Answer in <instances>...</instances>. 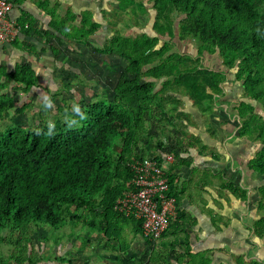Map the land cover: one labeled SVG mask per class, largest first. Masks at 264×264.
I'll return each mask as SVG.
<instances>
[{"label":"trees","instance_id":"16d2710c","mask_svg":"<svg viewBox=\"0 0 264 264\" xmlns=\"http://www.w3.org/2000/svg\"><path fill=\"white\" fill-rule=\"evenodd\" d=\"M12 1L17 5L24 0ZM117 1L113 16L128 13L137 24L138 11L152 9L156 33L113 30L116 22L114 17H108L112 32L105 46L97 51L107 58L115 55L127 61L113 97L99 99L84 107L81 114L66 120L43 122L35 128L17 125L0 131V245L16 247L9 257L0 256L2 263L40 264L48 260L32 253L35 228L48 225L56 230L70 226L74 232L82 231L89 236L101 234L103 250L114 254L116 263L169 264L167 259L171 258L177 264H213L204 252L192 251L187 233L186 252L180 255L172 252L189 221L186 211L179 210L175 218L171 217L162 237L153 241L144 235L142 220L121 214L115 205L125 191L133 189V159L149 154L142 137L150 129L148 123H153L154 113L158 110L169 120L183 105L185 96L203 113H211L214 102L225 96L222 84L227 72L235 68L245 92V99L236 107L242 119L239 135L260 143L248 165L259 177L260 183L255 188L259 196L257 205L264 212V0ZM48 7L45 6L49 29L43 33L34 23L35 17L25 13L19 22L23 25L28 22L30 26L22 35L37 40L40 35L46 38L45 44H50L53 38L89 44L91 36L102 26L88 10L77 22L78 16L72 11L69 18L58 22L55 9ZM175 32L181 40L195 42L197 57L170 51ZM19 42L18 38L13 44ZM216 52L225 70L201 64V56ZM5 84L28 93L38 87L39 76L27 61L11 71L0 67V86ZM254 101L261 104L258 112ZM16 103L8 93L0 94V117H8ZM25 108L23 105L16 111ZM164 145L161 141L157 147L161 149ZM170 170L169 194L176 197V178ZM223 186L241 200L248 199L249 190L239 183L227 181ZM116 216L132 223L131 237L124 233L126 224L116 221ZM254 229L257 237L264 238V214ZM139 235L147 246L151 245V252L139 263H127L130 260L126 259V251ZM56 260L76 264L63 256ZM239 264L264 262L239 259Z\"/></svg>","mask_w":264,"mask_h":264},{"label":"rangeland","instance_id":"374dc122","mask_svg":"<svg viewBox=\"0 0 264 264\" xmlns=\"http://www.w3.org/2000/svg\"><path fill=\"white\" fill-rule=\"evenodd\" d=\"M23 2L24 4L29 2V4H26L27 6L29 5L30 8L33 7L40 13H43V22L41 23V27H39L43 33L46 29H49L48 21L50 18L48 16V11L45 9L46 5L55 9V16H57L55 19H57L58 22L65 21V19L69 18V11L77 10L78 12L79 9H82V13L86 10L91 11L93 19L100 21L102 26L91 36L89 44L83 42H77V44L74 40L62 41V39L60 40L58 38L52 39L53 44L57 48L56 56L59 66L52 72V77L49 78V81L39 80L38 87L28 93H25L20 87L12 88L11 85L7 86L6 84L0 86V94L8 93L10 96L14 97L17 102L11 108V112L9 111L10 115L8 117H0V131L8 130L17 125L35 128L43 122L52 124L58 120H66L75 114H81L84 107L89 106L99 99H111L113 97L114 87L118 82L122 70L127 64V61L123 58L115 55H111L110 58H107L104 53L97 51L105 46L107 38L112 32V26L108 24V19L114 17V9L118 7L117 0H79L77 2H74V0H24ZM89 2L93 3V6H91L92 8L89 7ZM148 6L150 7L151 3H148ZM86 7H88V9H85ZM110 13H112V16L109 15ZM175 16H177V14L173 17L174 23L176 24L178 18ZM113 21L116 22L113 30L117 29L126 33L146 32L150 35H155L156 33L154 29L155 12L152 9L146 12L138 11V24L132 21L128 13L123 17L115 15ZM35 22L36 20L34 23ZM176 30L177 26L175 28V31ZM37 36L39 39L46 41L45 37H40V35ZM166 38L169 40L168 37ZM33 45L36 47V44ZM28 50L30 53L33 52V54H35V49L33 47L28 48ZM170 51L192 54L197 57L198 47L193 40H181L177 32H175ZM34 59H36V55ZM26 61L30 62L33 67L37 65L33 61L25 60L23 62ZM201 64L212 69H226L218 52L213 54L206 53L201 56ZM236 71L237 68L227 72L228 77L226 82L222 84L225 96L222 97V101L214 102L215 106L211 113H203L187 96L182 98L183 105L179 110L174 112L169 120L164 118L157 110L154 113L153 123H148L151 124L150 129L146 132L144 137H142V143L146 144L148 155L170 153L173 155L175 161L180 152L177 146L179 145L181 148L185 147V145H183L182 139L184 135L182 133L185 132L186 127L199 131L198 135L191 136L190 141L192 144L199 143V136L202 139L204 136L208 137V132L209 134H214L212 136L217 135L216 137H218V134H215L216 130H218L217 133L221 134L223 131L221 126H225L226 123L229 124L230 128H235V131L238 133L242 119L238 115L236 107L241 100L245 99V92L241 88V81L236 78ZM215 96L217 98L219 95ZM5 102L7 103V101ZM253 103L256 107L255 111L258 112L261 109V104L257 101ZM23 105H25L26 108L21 112H17L16 108L22 107ZM207 127L210 129L208 130ZM161 141L165 145L163 148L159 149L157 146H159ZM242 146V153L245 157L244 160H248L249 156L255 155L256 150L260 147V143L254 140L252 144L248 141ZM140 148L141 146L139 149ZM221 156L222 154H219L217 157ZM226 172H228V174L226 173L227 176L224 174L225 177H223L221 174L219 179L214 178L216 182L213 181L212 184V197L216 196V198L221 197L224 199L227 196L229 197V193H232L230 190L223 188V183L228 181V178H230L228 176L231 174L233 175L232 179L236 178V176H234L236 171L232 173V171L228 169ZM237 177H241V175ZM239 183L242 184L243 182L239 180ZM254 193L257 194L256 192ZM207 196L208 198H206V200L211 198V195L209 196L208 194ZM257 197L259 198L258 195ZM213 209L216 213L213 217L214 223L225 220V214L218 211H222L224 208L219 207ZM263 214L264 212L261 213L259 211L260 217ZM115 220H120V222L126 224L124 233L131 237L133 232L132 223L123 217H117ZM184 234L186 236V233H182L180 237H177V239H179L178 243L174 244L175 246L172 248L174 254L180 255L186 252ZM98 235L99 236H89V234L87 235L82 231L74 232L70 226H66L59 230L51 228L48 225L41 228L37 227L32 235V243L34 245L32 253L39 257L43 256L48 258V260L46 259L40 264H64L62 261L56 260L58 256L70 258L76 264H121L116 263L117 257L114 254L103 250L104 246L101 245V234ZM86 239H89L91 242H87ZM174 239L176 240V238ZM259 240H264V238H259ZM156 244L160 245L159 242ZM151 249V245L147 246V241L142 235H139L131 242L130 248L126 251V259L130 260L127 261V263H131L132 261L139 263L140 260L149 255ZM13 250H16L14 245L4 246L1 244L0 256H2V258L9 257ZM209 252L208 250L204 251L207 258L210 257V255H208ZM253 252H255V250H253ZM241 257L244 259V256ZM184 260L183 263H185L187 259ZM162 262L163 260H161V263ZM168 262L169 264H177L176 261L171 258L167 259V263ZM125 263L126 262H124V264ZM159 263L160 262H157V264ZM0 264L14 263H2L0 260ZM25 264H28V262Z\"/></svg>","mask_w":264,"mask_h":264},{"label":"crops","instance_id":"0c3cea01","mask_svg":"<svg viewBox=\"0 0 264 264\" xmlns=\"http://www.w3.org/2000/svg\"><path fill=\"white\" fill-rule=\"evenodd\" d=\"M26 4H29V2H26ZM26 4L24 2L15 4L12 16L19 20L25 13L31 14L35 17V24L41 27L43 13L32 6L30 8ZM88 5L91 7L93 3L89 2ZM85 9H88V7ZM81 11L82 9H79L78 12L77 10L72 11L78 16L75 22L81 18L79 17ZM19 40L18 45H14L13 42L0 44V67H6L8 71H11L17 64L25 60L33 61L37 64L34 65V68L39 80L49 81L52 72L59 66L56 56L57 48L52 40L50 44H45L42 39L37 40L22 34ZM33 44H36V47ZM30 47L35 49V54L30 53L28 50ZM35 55L36 59H34ZM221 128L223 133H217L218 130H216V133L214 132L218 134V137H216L217 135L212 136L214 134H209V132L208 137L204 136L202 139L199 136L198 142L200 144H192L190 141L191 136L198 135L199 131L186 127L185 132L182 133L185 147L177 146L178 151L180 150L179 156H175L176 159L171 164L170 170L176 178L175 193L178 205L189 216L185 231L180 233H187L190 237L193 252L210 251L208 255L212 258L213 264H239V259H242L241 256H244L246 262L253 259L264 262V240L260 241L254 230V224L260 218L257 205L258 197L254 193L260 180L248 165L253 156L251 155L248 160H244L245 157L242 153V145L248 141L252 144L254 140L241 137L239 132L237 133L235 128H230L227 123ZM219 154H222V156L217 157ZM228 169L232 173L236 171L234 174L236 178L232 179L233 175L231 174L228 176L230 177L228 181L239 183V180H241L243 183H239L240 186L249 190L247 200H241L240 196L233 193H229V197L227 196L224 199L221 197L216 198V196L212 197L214 178L219 179L221 174L223 177H225L224 174L227 176L228 172L226 170ZM239 175L241 177H237ZM208 194L211 195V198L206 200ZM219 207L224 208L222 211H218L225 214V220L214 223L213 217L216 213L213 208Z\"/></svg>","mask_w":264,"mask_h":264},{"label":"built area","instance_id":"2783aa9c","mask_svg":"<svg viewBox=\"0 0 264 264\" xmlns=\"http://www.w3.org/2000/svg\"><path fill=\"white\" fill-rule=\"evenodd\" d=\"M14 7V1L0 0V44L14 42L30 26L12 16ZM173 162L170 153L134 158L131 164L133 189L125 191L116 201L115 208L121 214L142 220L144 235L153 241L162 237L170 218H175L182 210L176 197L169 194V170Z\"/></svg>","mask_w":264,"mask_h":264}]
</instances>
